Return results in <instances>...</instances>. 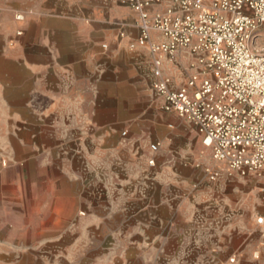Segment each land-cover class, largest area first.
Here are the masks:
<instances>
[{"label":"crops","instance_id":"0c3cea01","mask_svg":"<svg viewBox=\"0 0 264 264\" xmlns=\"http://www.w3.org/2000/svg\"><path fill=\"white\" fill-rule=\"evenodd\" d=\"M136 21L118 0H0V264H264V174L212 180L163 139L149 166L119 137ZM190 62L164 60L176 86Z\"/></svg>","mask_w":264,"mask_h":264},{"label":"built area","instance_id":"2783aa9c","mask_svg":"<svg viewBox=\"0 0 264 264\" xmlns=\"http://www.w3.org/2000/svg\"><path fill=\"white\" fill-rule=\"evenodd\" d=\"M118 1L137 14L128 47L148 52L150 89L162 109L189 123L217 163L208 177L264 174V0H169L154 11L162 0ZM181 50L191 55L190 72L176 86L164 60ZM159 146L149 144V166Z\"/></svg>","mask_w":264,"mask_h":264},{"label":"rangeland","instance_id":"374dc122","mask_svg":"<svg viewBox=\"0 0 264 264\" xmlns=\"http://www.w3.org/2000/svg\"><path fill=\"white\" fill-rule=\"evenodd\" d=\"M144 50L143 59L131 62L134 85L131 91L133 104L130 106V112L127 116L124 111L125 106L122 108L119 106V118L117 120L119 137L127 139L132 133L134 134L132 153L136 160L147 162L151 156L149 144L163 139L170 144L171 148L169 149L171 151L175 145L176 150L181 151L184 159L202 163L205 168L218 167L211 158L209 148L205 147L202 142L201 150L196 149V132L192 126L174 112H167L162 109L160 101L150 89V56L146 49ZM130 51L135 52L136 49ZM176 129H181L182 133H174ZM123 131L126 132L125 135L121 134ZM198 137L200 138V136Z\"/></svg>","mask_w":264,"mask_h":264}]
</instances>
